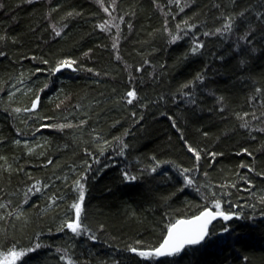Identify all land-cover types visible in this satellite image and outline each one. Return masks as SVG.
I'll list each match as a JSON object with an SVG mask.
<instances>
[{"label":"trees","instance_id":"obj_1","mask_svg":"<svg viewBox=\"0 0 264 264\" xmlns=\"http://www.w3.org/2000/svg\"><path fill=\"white\" fill-rule=\"evenodd\" d=\"M0 53V260L264 264V0H0ZM216 201L240 218L139 255Z\"/></svg>","mask_w":264,"mask_h":264},{"label":"snow or ice","instance_id":"obj_2","mask_svg":"<svg viewBox=\"0 0 264 264\" xmlns=\"http://www.w3.org/2000/svg\"><path fill=\"white\" fill-rule=\"evenodd\" d=\"M98 3L102 4V0H98ZM177 3H179V0H177ZM104 10L107 11L108 9L105 8ZM107 23L108 22H105V26H107ZM223 28H224V31H231L232 29L231 18L229 19V22L223 26ZM217 32H220V29H217ZM56 34L59 35L60 33L57 32ZM205 35H209V33H205ZM178 38H179L178 36H173L172 42H175ZM243 39H247V36L243 37ZM200 46L201 45L197 44V46L194 47L192 51L196 52ZM0 55H2V53H0ZM72 63H73L72 61H63L62 66L70 67ZM257 91H259V89ZM127 96L131 98V99H128L127 103L131 104L133 102V99H135V92L129 91L127 93ZM38 101H39V97H37L36 101H33L32 109H35L37 107ZM16 111H20V109H16ZM67 126H70V125H61L60 127H67ZM242 126L246 127L247 125H242ZM17 143H19V141H17ZM188 150L190 152H193L194 155L196 156L197 161H199L200 159L199 153L196 152L194 149H192L190 146ZM212 155L215 156L214 153ZM156 167H159V165H157ZM155 170H156L155 167L152 168V171H155ZM188 171H189L188 169H184V172H188ZM249 171H252V169L250 168ZM124 175H125V180H128V181H134L137 178L135 176H129L127 172H125ZM185 180L187 181V183L191 184V180L188 179L187 176H185ZM77 187L79 190V201L80 202L73 203L71 205V207L75 210V219L68 221L66 223V227L69 230H71L73 233L78 235L82 227L80 218H81V212H82V201L84 200V186L82 183L77 181ZM35 190L39 192L41 189L37 187ZM29 191H31V189H29ZM0 207H3V205H0ZM214 208H215L214 211L209 208H205L203 211L200 212L199 215L193 217L192 219L177 220L174 224L169 225L167 229V235L164 237L159 247L155 248L152 251H141L139 252V255L147 258V257H152V256L158 257V256H163V255H173L175 253H179L187 245H196V244L201 243L208 235V225L213 220H215L217 217H221L224 221L231 220L233 216H235V218L237 219L240 218L238 214L225 213L221 211V205L219 201L215 202ZM224 231H228V228H224ZM36 247H40V245L37 244ZM32 250L34 249H29L28 251H32ZM132 251H136V249H132ZM24 254L25 253L23 251L17 252L14 250H10V256L12 257L13 262L16 259H19ZM61 258L64 259V257H61Z\"/></svg>","mask_w":264,"mask_h":264},{"label":"water","instance_id":"obj_3","mask_svg":"<svg viewBox=\"0 0 264 264\" xmlns=\"http://www.w3.org/2000/svg\"><path fill=\"white\" fill-rule=\"evenodd\" d=\"M63 70H66V71H71V72H73L74 71V67H73V65L71 64V66L70 67H63L62 66V63H60V64H58L56 67H55V73H57V72H61V71H63ZM210 209V208H209ZM212 210V209H211ZM214 211V210H213ZM200 213H198V214H196V215H194V216H191V217H188V218H180V219H178V220H189V219H192L193 217H195V216H197V215H199ZM218 218H220V217H217L215 220H217ZM215 220H213L209 225H208V231H209V227H210V225L215 221ZM177 221V220H176ZM175 221V222H176ZM174 222V223H175ZM174 223H172V224H174ZM167 235V231H166V233H165V235H164V237ZM164 237H163V239H164ZM207 237V236H206ZM163 239H162V241H163ZM206 239V238H205ZM204 239V240H205ZM203 240V241H204ZM162 241L160 242V243H162ZM202 241V242H203ZM160 245V244H159ZM159 245L157 246V247H159ZM187 246H190V245H187ZM156 247V248H157ZM186 247V246H185ZM184 247V248H185ZM183 248V249H184ZM182 249V250H183ZM154 250V249H153ZM181 250V251H182ZM163 256H165V255H163ZM158 257H161V256H158Z\"/></svg>","mask_w":264,"mask_h":264},{"label":"rangeland","instance_id":"obj_4","mask_svg":"<svg viewBox=\"0 0 264 264\" xmlns=\"http://www.w3.org/2000/svg\"><path fill=\"white\" fill-rule=\"evenodd\" d=\"M1 261H2L3 264H6V263L9 264V263H12L13 262L12 257L10 256V253L8 255L4 256L0 260V263H1Z\"/></svg>","mask_w":264,"mask_h":264},{"label":"bare ground","instance_id":"obj_5","mask_svg":"<svg viewBox=\"0 0 264 264\" xmlns=\"http://www.w3.org/2000/svg\"><path fill=\"white\" fill-rule=\"evenodd\" d=\"M56 66H57V65H56ZM56 66H55V67H56ZM53 73L55 74V68H54V70H53Z\"/></svg>","mask_w":264,"mask_h":264}]
</instances>
